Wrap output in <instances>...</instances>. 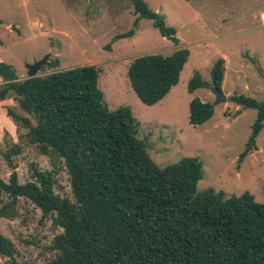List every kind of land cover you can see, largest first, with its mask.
I'll list each match as a JSON object with an SVG mask.
<instances>
[{
    "label": "trees",
    "instance_id": "1",
    "mask_svg": "<svg viewBox=\"0 0 264 264\" xmlns=\"http://www.w3.org/2000/svg\"><path fill=\"white\" fill-rule=\"evenodd\" d=\"M137 17L179 44L177 30L168 26L145 0H130ZM134 28L118 35H134ZM190 56L188 48L169 55L148 53L128 67L131 86L142 102H160L179 83ZM60 60L45 61L46 75L19 78L11 64L0 61V100L14 96L22 112L8 115L26 132L20 142L40 153L62 159L71 177L74 200L56 193L52 171L36 169L32 180L20 182L13 160L22 145L0 149L13 169L0 179V217L14 218L22 198L36 205L42 219L53 215L63 229L53 240L50 264H264V203L247 191L227 196L213 188L198 191L203 165L197 156L160 166L138 137L139 121L129 106L111 109L99 86L102 68L88 64L58 69ZM226 61L219 57L212 82L195 71L188 82L194 93L216 85L222 89ZM229 101L256 108L258 117L241 160L256 147L264 127V101L234 93ZM189 121L201 125L214 114L209 101L194 96ZM8 138V134L5 135ZM26 140V141H25ZM4 142V141H3ZM1 143V141H0ZM7 197V201L3 196ZM16 246L0 230V254L8 264L21 263Z\"/></svg>",
    "mask_w": 264,
    "mask_h": 264
},
{
    "label": "rangeland",
    "instance_id": "2",
    "mask_svg": "<svg viewBox=\"0 0 264 264\" xmlns=\"http://www.w3.org/2000/svg\"><path fill=\"white\" fill-rule=\"evenodd\" d=\"M145 1L163 15L168 26L176 28L179 44L163 36L150 19H141L135 27L137 15L130 0H0V61L26 76L31 65L55 58L60 60L58 69L88 64L101 67L99 86L106 104L111 109L132 108L139 121L138 137L157 164L164 167L197 156L203 165L198 191L213 188L227 196L249 191L264 203V127L256 147L240 159L258 110L229 100L216 103L210 87L194 93L188 90L195 71L212 82V67L226 54L231 62L222 87L225 94L264 101V24L260 18L264 0ZM133 28L134 35L118 38ZM182 47L190 50V56L174 90L154 105L142 102L128 77L130 63L144 54L169 55ZM240 64L241 71L236 72ZM53 70L40 68L37 73L46 75ZM194 96L214 106L213 116L201 125L189 121ZM14 108L22 112L19 106ZM10 144L5 138L0 149ZM21 144L22 152L13 156L20 182L32 180L36 169L52 171L56 193L74 200L63 160L40 153L27 141ZM10 168L7 165L0 177L8 180ZM3 199L8 200L5 195ZM53 219V215L42 219L41 210L25 198L14 218L0 217V230L15 244L18 261L50 264L56 255L53 240L63 231ZM9 260L0 254V264Z\"/></svg>",
    "mask_w": 264,
    "mask_h": 264
},
{
    "label": "crops",
    "instance_id": "3",
    "mask_svg": "<svg viewBox=\"0 0 264 264\" xmlns=\"http://www.w3.org/2000/svg\"><path fill=\"white\" fill-rule=\"evenodd\" d=\"M223 57L225 58V61H226V70H227L228 62H231V58H229L226 54H224ZM235 71L236 72H240L241 71V64L239 65V67L237 66L235 68ZM225 73H226V71H225ZM18 75H19L20 79H23V78L27 77L25 74H22V73H19ZM4 84H5V81L0 76V87L2 85H4ZM175 86H173L171 91L174 90ZM222 87L224 88V82H223V86ZM8 107H13V108L14 107H18V102L16 101L14 96H8L7 98H5L3 100H0V141L3 142L5 140V135L8 134V138L7 139L9 140V142H11L10 146L12 144H20V145H22L21 142H20L21 141L20 140V138H21L20 134H22L21 132L25 131V129H23L22 127L19 128L18 124L13 120V118L8 115V112H7V108ZM17 109L19 110V108H17ZM7 165L9 166V164H7L1 158V155H0V173H3L5 171V168H7ZM9 168H10V166H9ZM10 171H12V169ZM0 178L4 179L3 177H0Z\"/></svg>",
    "mask_w": 264,
    "mask_h": 264
},
{
    "label": "water",
    "instance_id": "4",
    "mask_svg": "<svg viewBox=\"0 0 264 264\" xmlns=\"http://www.w3.org/2000/svg\"><path fill=\"white\" fill-rule=\"evenodd\" d=\"M169 38L171 39V36H169ZM45 62V60L43 61H39L37 63H35L34 65H31L29 67V73L28 76L29 77H34L36 75H38V70L41 68V65ZM212 92L214 93V95L216 96V103H221V102H227L228 101V95H226L224 93L223 90L219 89L216 85L213 84V86L211 87Z\"/></svg>",
    "mask_w": 264,
    "mask_h": 264
},
{
    "label": "built area",
    "instance_id": "5",
    "mask_svg": "<svg viewBox=\"0 0 264 264\" xmlns=\"http://www.w3.org/2000/svg\"><path fill=\"white\" fill-rule=\"evenodd\" d=\"M260 18H261L262 23L264 24V12L261 13Z\"/></svg>",
    "mask_w": 264,
    "mask_h": 264
}]
</instances>
